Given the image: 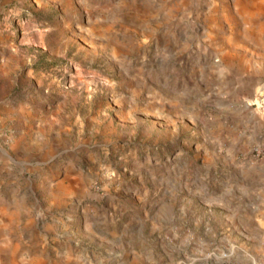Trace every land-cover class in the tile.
Returning <instances> with one entry per match:
<instances>
[{
    "label": "rangeland",
    "instance_id": "rangeland-1",
    "mask_svg": "<svg viewBox=\"0 0 264 264\" xmlns=\"http://www.w3.org/2000/svg\"><path fill=\"white\" fill-rule=\"evenodd\" d=\"M263 82L264 0H0V250L264 264Z\"/></svg>",
    "mask_w": 264,
    "mask_h": 264
},
{
    "label": "crops",
    "instance_id": "crops-1",
    "mask_svg": "<svg viewBox=\"0 0 264 264\" xmlns=\"http://www.w3.org/2000/svg\"><path fill=\"white\" fill-rule=\"evenodd\" d=\"M262 87V90L264 91V82L258 87ZM258 117L264 120V117L260 116L258 114ZM259 119V123L261 124L262 121ZM257 167V166H253ZM259 173H261L263 176V182L257 188V191L259 192V195L262 197L260 202L256 205V212L253 216L252 222L257 225L261 229L262 237L264 241V159L261 160L259 164ZM252 207L253 204H246L245 206ZM127 255H123L126 253L121 254L120 252H113V253H105V254H95V253H70V252H61L57 254V256L51 260V259H36L35 263L31 264H157L155 261L152 260V258H148L147 256L139 255V253L133 249L126 251ZM262 253L264 254V243L262 245ZM13 250L11 248H5L2 247L0 250V264H15L16 258H13L14 256ZM162 261V260H160ZM28 264V263H26Z\"/></svg>",
    "mask_w": 264,
    "mask_h": 264
},
{
    "label": "built area",
    "instance_id": "built-area-1",
    "mask_svg": "<svg viewBox=\"0 0 264 264\" xmlns=\"http://www.w3.org/2000/svg\"><path fill=\"white\" fill-rule=\"evenodd\" d=\"M263 104H264V98L262 100ZM254 154L255 156L258 158V157H261L263 155V149L261 147H257L254 149Z\"/></svg>",
    "mask_w": 264,
    "mask_h": 264
}]
</instances>
